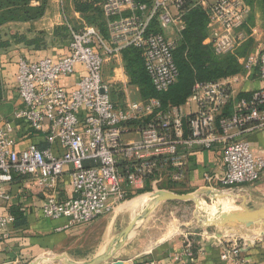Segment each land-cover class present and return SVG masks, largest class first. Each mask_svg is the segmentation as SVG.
Instances as JSON below:
<instances>
[{"label":"built area","instance_id":"2783aa9c","mask_svg":"<svg viewBox=\"0 0 264 264\" xmlns=\"http://www.w3.org/2000/svg\"><path fill=\"white\" fill-rule=\"evenodd\" d=\"M194 8L207 16L204 44L217 57L234 54L254 37L253 29L251 35L244 29L250 8L242 0H105L106 37L86 24L69 26L67 55L36 62L19 57L15 80L23 108L13 114V120L44 134L48 144H57L63 152L54 156L35 145L18 151L13 121L1 120L0 198L5 197L1 187L10 184L14 175L37 176L39 188L51 189L67 169L73 197L64 202L48 197L41 214L47 220L64 219V228L88 225L137 195L146 182L159 188L183 183L195 146L206 151L219 148L222 153L221 179L203 173L212 191L255 184L264 171V157L253 155L248 142L238 138L264 125V50L238 59L240 75L195 84L180 107H163L157 99L141 100L124 73L122 51L141 49L153 89L162 93L175 84L173 52L185 29L183 18ZM111 59L119 63L122 98L118 101L112 100V87L103 80L104 65ZM77 67L81 72L72 88L60 86V79L75 74ZM252 75L261 87L239 98L234 86ZM134 93L138 100H131ZM14 222L12 215L0 216V237ZM252 229L228 238H217L208 230L202 237L221 248V261L248 264L243 253L264 240L263 231ZM190 247L186 240L173 261L193 259Z\"/></svg>","mask_w":264,"mask_h":264},{"label":"crops","instance_id":"0c3cea01","mask_svg":"<svg viewBox=\"0 0 264 264\" xmlns=\"http://www.w3.org/2000/svg\"><path fill=\"white\" fill-rule=\"evenodd\" d=\"M34 4L38 3L34 2ZM255 17V26L252 28L254 33L252 52L264 50V30L261 27L262 15L258 8L255 11ZM64 22L73 27L85 24L83 17L74 12L72 0H64V2L62 0H49L41 20L33 24H8L2 28V31L9 34L24 33L29 27H35L40 23L42 28L36 29V31H45L48 35H51L53 28L62 25ZM67 53V44L63 47L50 46L46 50L36 52L29 51L22 46H15L8 51L1 52L0 82L3 98L0 102V121H13L12 136L16 141L18 151H22L29 145H35L40 150H50L54 156H60L63 152L57 144H48L44 134L33 133L24 122L13 120V114L23 108L16 90L17 61L19 57H25L29 62H36L44 58L57 59L67 55ZM118 64V62L116 63L115 60L111 59L104 65L103 69V80L112 87L111 98L113 101L121 99L120 84L118 82L121 75H119ZM80 72V67H77L75 74L61 78L60 86L71 89L78 80ZM259 87H261V83L257 80L256 75H252L248 79H242L235 85L234 91L236 95L248 96ZM238 139L248 142L253 155L264 157V125L243 133ZM182 148L179 149L183 151ZM221 156L222 153L219 148L206 151L195 146L189 156V167L183 185L168 184L159 188L146 182L142 192L123 203L116 204L111 213L101 217L93 224L68 228H64L66 225L64 219L58 221L47 220L41 214L42 204L48 197H53L59 202H64L73 197L72 184L67 169L51 189L39 188L37 176L17 177L10 184L1 187V192L5 197L0 198V216L12 215L15 222L5 230L6 236L0 237V264H30L45 256L61 253V251H65L64 253L67 256L72 253L69 257L74 262L88 261L104 252L112 238L126 228L142 209V206L141 209H133L130 205L131 201L146 196H149L148 199H150V194L156 190L187 194L208 188L203 180V173L208 172L217 180L221 179L223 175L220 162ZM226 192L232 193L230 196L236 195L235 198L230 199H238L241 202V198H244L245 204L249 208L264 207V171L255 184L241 185ZM174 204L181 203L164 202L159 204L147 219L137 225L130 238L114 256L113 261H120L122 264H144L149 262L155 264H232L231 262L221 261V248L208 245L210 241L202 237L203 231L207 230L192 231L187 226L167 223L171 218V212H167V207ZM99 226H103V235L97 239V246L94 248L86 247V244H89L91 240L88 242L85 240L89 239L94 234L93 230ZM181 226L186 228V231H181ZM209 230L225 238L238 236L243 232L242 228L237 226ZM254 231L264 232V226L251 230V232ZM186 240L190 243H196L198 247L197 257L191 260L173 261L175 255L183 252ZM81 243L85 244L86 249L83 251L70 252V248H67L72 244ZM80 250L82 249L80 248ZM243 257L248 264H264V240L246 249Z\"/></svg>","mask_w":264,"mask_h":264},{"label":"trees","instance_id":"16d2710c","mask_svg":"<svg viewBox=\"0 0 264 264\" xmlns=\"http://www.w3.org/2000/svg\"><path fill=\"white\" fill-rule=\"evenodd\" d=\"M48 1L0 0V54L15 46H22L29 51L36 52L46 50L54 45L63 47L68 44L70 29L67 22L55 26L51 35H48L45 31H36L32 26L24 33L15 32L9 34L2 31V28L8 24H33L41 20L45 14ZM104 1L72 0L74 12L82 16L84 23L93 27L101 37H106V24L103 21L102 12ZM242 1L250 8V13L244 26L247 35H251L250 29L255 26V11L257 8L261 11V27L264 30V0ZM34 2L38 4H34ZM183 23L185 29L173 52V61L177 68L178 76L175 84L165 92L157 93L153 89L144 68L141 49L127 48L122 51L124 73L129 79L130 85L137 88L141 100L157 99L163 107H180L185 105L191 96L195 84L219 82L242 73V67L238 59L246 58L252 53L253 38H248L234 54L217 57L214 55L211 46L204 44L208 36V19L205 12L199 8L191 9L185 14ZM71 27L73 29L79 28ZM153 31L157 32L155 27H153ZM248 96L238 95L239 98ZM2 98L3 90L0 82V102ZM17 177L22 176L14 175L13 180ZM183 183L181 184L183 185ZM190 251L193 259H195L198 252L196 243H191Z\"/></svg>","mask_w":264,"mask_h":264},{"label":"water","instance_id":"95a60500","mask_svg":"<svg viewBox=\"0 0 264 264\" xmlns=\"http://www.w3.org/2000/svg\"><path fill=\"white\" fill-rule=\"evenodd\" d=\"M200 197L211 201L235 198L234 196L221 192H214L209 188H203L190 194H175L164 190L153 192L150 194V199L146 206L134 216L126 228L112 238L104 252L82 263L74 262L64 254L54 257L51 261H62L65 264H122L120 261H113L114 256L130 238L137 225L147 219L159 204L164 202L193 203L196 207H199ZM196 220L199 222V226L204 228L221 229L229 226H237L242 229H252L264 226V207L258 209L249 208L245 204V199L241 198L237 210L220 212L212 218H196ZM217 238H221V235H217ZM208 245H212V242H209ZM39 261L38 259L30 264H38Z\"/></svg>","mask_w":264,"mask_h":264},{"label":"rangeland","instance_id":"374dc122","mask_svg":"<svg viewBox=\"0 0 264 264\" xmlns=\"http://www.w3.org/2000/svg\"><path fill=\"white\" fill-rule=\"evenodd\" d=\"M62 1L64 2V0H62ZM62 6H63V4H62ZM46 26L49 27V25H47V24H46ZM32 28L34 30H36V29L42 28V25L40 23H38L35 27L32 26ZM130 90L134 91V89H132V88ZM120 95H121V98H122V94H120ZM131 100H138L137 93H134V95L131 96ZM126 139H128V137H126ZM221 191H223V193L226 194V195H232V193H228V192H226L224 190H221ZM191 193H194V192H191ZM187 194H190V193H187ZM233 195L236 196L235 194H233ZM239 202L240 201L238 199L234 200V199H230L229 198V199H224V200H221V201H218V200L211 201V200H208V199H206L204 197H200V205H199V207H196L193 203H181V204L170 205V206L167 207V210H168L167 212L168 213L171 212V218H170V221H168L167 223H173V224H176L177 226H179V225L187 226L192 231H196L198 229H205V230L208 231L209 229H213V228L200 227L199 226V222L196 220V218H212L213 216H215L216 214H218L220 212H231V211L237 210ZM94 222H92L90 224H93ZM183 226H181L180 230L181 231H186V228H184ZM259 227H257V228H259ZM93 233L94 234H92L89 239L85 240L86 242L91 240L89 244H86V247L94 248L95 246H97L96 245L97 244V239L99 237H101V235H103V226L96 227L93 230ZM84 245H85L84 243L76 244V245L72 244V245H70L67 248H70V252L71 251L79 252V251H83L84 249H86ZM80 248L82 250H80ZM64 252L65 251H61V253H57L56 255H53V256L52 255L45 256V257H43L41 259L43 260V263H47V264H65L62 261L61 262H56V263L52 262V261L45 262L46 261L45 259H47V260L51 259L52 260L56 256L63 255V254L65 255ZM70 254H72V253H69V256H70ZM69 256H67V257L70 260H72Z\"/></svg>","mask_w":264,"mask_h":264},{"label":"bare ground","instance_id":"6f19581e","mask_svg":"<svg viewBox=\"0 0 264 264\" xmlns=\"http://www.w3.org/2000/svg\"><path fill=\"white\" fill-rule=\"evenodd\" d=\"M148 197L149 196H146V197H141V198H137V199H135V200H133V201H131L130 202V205H131V207L133 208V209H137V208H140L141 206V208H143L144 206H146V204H147V202L149 201V199H148ZM145 204V205H144ZM130 208V207H129ZM140 208V209H141ZM40 261H39V263L38 264H42L43 263V260L42 259H39ZM46 261L45 262H47V261H51V259H45Z\"/></svg>","mask_w":264,"mask_h":264}]
</instances>
